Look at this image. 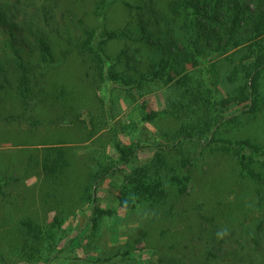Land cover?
<instances>
[{
    "label": "rangeland",
    "instance_id": "1",
    "mask_svg": "<svg viewBox=\"0 0 264 264\" xmlns=\"http://www.w3.org/2000/svg\"><path fill=\"white\" fill-rule=\"evenodd\" d=\"M14 1L21 7L14 20L21 21V25L25 20L30 24L32 16L41 13L40 4L52 3L48 0ZM102 1L109 0H57L55 18L49 28L76 43L82 34V20L94 26L122 25L127 11L119 3L111 4L101 18L92 15L96 6L105 7ZM7 29L6 25H0L1 59L13 50ZM31 46L32 43L30 49ZM117 48L113 46L112 51ZM220 58L223 57L216 60L221 64L220 71L212 65L192 70L190 84L192 88L200 87L203 95L200 101L216 93L209 87L216 89V77L232 68L228 61ZM87 72L81 58L71 56L57 69L45 70L41 84L34 89L35 94L41 88L53 93L54 82L65 86L75 97L73 104H78L79 119L75 118V113L62 117L66 105L63 100H57L54 105L45 104L43 97L37 95L26 109L19 101L7 100L3 106L5 114L22 112L23 117L0 120V177L8 178V182H1L3 191L0 192V251L7 256L4 261L0 258V263L165 264L181 258L184 264H264V229L256 226L264 220V208L259 210L256 206L255 186L240 177L233 157L221 152L209 154L204 147L207 132L202 136L200 131L206 130L204 121L208 117L203 113V105L189 103V96L182 98L175 87L164 83L154 82L143 91L128 92L115 82L97 83L94 73L90 71L88 75ZM236 110L231 105L227 114ZM141 111H164V114L152 121H143ZM33 119L42 122L36 123ZM132 121H135L133 126ZM183 125L192 127L193 137H204L192 142L185 140V149L190 150L193 157L200 156L201 152L206 156L193 166L194 178L188 193L162 207L147 203L133 210L121 207L117 193L125 173L150 160L158 151L141 150L128 167L100 181L98 204L113 212L98 214L95 226L92 204L81 200L89 171L94 167L92 158L101 156L105 164L109 161L119 164L113 136L123 141L136 136L148 145L171 146L175 141L174 131ZM90 133L95 135L92 140H88ZM226 135L232 139L251 137L264 143V110L245 128L234 129ZM58 141L65 142L71 165L64 179L52 182L37 165L29 162V157L37 154L39 144ZM18 176L20 179L16 180ZM169 208L174 211L172 217L168 216ZM56 214L65 218L62 229L68 241L61 243L64 250L58 258L49 263L45 260L47 254L37 263L18 259L12 252L17 221L26 215L39 221H51Z\"/></svg>",
    "mask_w": 264,
    "mask_h": 264
},
{
    "label": "trees",
    "instance_id": "2",
    "mask_svg": "<svg viewBox=\"0 0 264 264\" xmlns=\"http://www.w3.org/2000/svg\"><path fill=\"white\" fill-rule=\"evenodd\" d=\"M48 2L52 3L40 4L41 13L32 16L30 24L27 25L25 20L21 25V21L17 23L14 20L21 11L18 2L0 0V25L8 28V41L13 49L5 59L0 58V120L23 117L22 112H3L7 100L19 101L26 109L36 95L43 97L45 104L54 105L57 100H63L66 105L62 117L75 113V118L79 119L78 104H73L75 97L65 86L54 82L53 93L44 88L34 93L35 85L41 84L45 70L57 69L71 56L81 58L88 75L93 72L97 83L115 82L128 92L143 91L154 82L164 83L175 87L182 98L189 96V103L203 105V113L208 117L204 121L206 130L202 128L200 131L202 136L207 132L204 147L209 154L221 152L233 157L240 177L250 180L255 186L256 206L259 210L264 208V143L251 137L232 139L226 135L234 129L245 128L264 110V0L102 1L105 7L101 4L96 6L91 11L92 15L101 18L104 16L102 12L111 4L119 3L125 7L127 18L118 27H110L107 23L94 26L82 20V34L76 43L49 28L58 2ZM115 45L118 48L112 51ZM218 57H223L219 60L228 61L232 68L225 69L216 77L214 84L219 88L209 87L216 93L200 101L203 96L200 87L192 88L190 84L192 70L212 65L220 71L221 64L216 61ZM42 69L44 71H40ZM231 105L237 110L228 115ZM142 112L143 121H152L164 114V111ZM133 125L135 121H132ZM191 129L185 125L176 129L171 146L161 143L148 145L136 136L128 141L113 136L112 144L120 156L119 164H112V161L105 164L101 156H94V167L89 171L81 197L84 203L93 206L94 225L98 224V214L113 212L98 204L100 181L128 167L141 150L153 148L158 151L150 160L125 173L117 193L121 207L133 210L141 203L162 207L187 194L194 178L193 166L206 158L202 152L200 156L193 157L190 150L185 149V140L192 142L204 138L193 137ZM94 137V133H90L88 140ZM64 143H41L35 150L37 154L29 157V162L37 165L52 182L64 179L71 165ZM6 179L0 177V192L3 191L1 182H8ZM15 179L19 180L20 176ZM170 208L168 216L172 217L174 211ZM64 221L60 214L51 221H39L31 215L21 217L16 223L12 252L20 260L35 263L47 254V263L53 262L64 250L61 243L68 242L62 229ZM256 226L264 229V220ZM208 254L215 256L211 252ZM0 258L4 261L7 256L0 251ZM165 264L184 262L179 258Z\"/></svg>",
    "mask_w": 264,
    "mask_h": 264
}]
</instances>
